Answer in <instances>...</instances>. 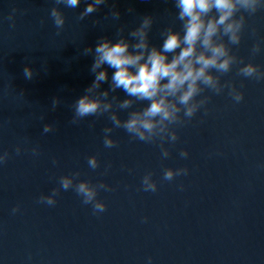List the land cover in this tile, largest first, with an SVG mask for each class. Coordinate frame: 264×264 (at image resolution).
Instances as JSON below:
<instances>
[{"label": "water", "instance_id": "obj_1", "mask_svg": "<svg viewBox=\"0 0 264 264\" xmlns=\"http://www.w3.org/2000/svg\"><path fill=\"white\" fill-rule=\"evenodd\" d=\"M85 2L57 5L65 17L57 33L49 16L54 0H0V152L8 153L0 163V264H145L149 256L152 264H264V79L244 78L233 65L221 80H232L243 99L234 103L227 90L202 93L209 97L203 109L173 126L174 144L164 141L167 158L158 138L140 141L122 128L113 127L116 144L106 148L107 113L71 122L75 99L93 79L92 54L83 49L100 36L115 37L118 27L126 36L145 14L153 16L149 42L159 46L161 29H178L180 22L172 0H106L78 19ZM112 7L117 20L108 15ZM254 40L261 51L250 55ZM230 47L264 69V9L246 16L240 44ZM102 67L110 78L112 69ZM108 88L105 81L96 91ZM124 96L109 91L122 120L128 110L117 102ZM146 103L134 101L132 108ZM44 124L52 130L43 133ZM181 148L188 157L178 156ZM89 155H96V169L87 165ZM165 167H186L188 174L163 180ZM73 171L77 179L110 186L97 193L106 205L102 213L94 214L71 188L60 189L53 206L37 202ZM146 172L155 192L140 187Z\"/></svg>", "mask_w": 264, "mask_h": 264}, {"label": "clouds", "instance_id": "obj_2", "mask_svg": "<svg viewBox=\"0 0 264 264\" xmlns=\"http://www.w3.org/2000/svg\"><path fill=\"white\" fill-rule=\"evenodd\" d=\"M82 0H54L49 10V16L56 26L57 33L62 29L65 17L57 5L76 8ZM106 0H86L78 19L95 12ZM175 17L180 22L179 28L168 25L160 31L159 46L150 44L148 34L153 24V16L145 14L139 18L135 27L123 35V28L118 27L113 38L100 36L94 47H85L83 54H92L90 71L93 73L91 84L77 97L72 105V123H77L86 116H101L108 114L111 126L103 128V145L111 148L116 144L110 133L115 128L124 129L132 138L144 142L159 139L161 158L169 156V148L165 147L177 140L174 125L183 119H190L200 109H203L209 97L202 95L205 91L220 94L226 91L234 103L243 99V92L234 85L232 80H221V76L231 71L236 65V73L244 78L257 81L264 79V69L251 60L244 61L237 57L230 46L239 45L246 16L264 9V0H172ZM13 11H15L13 9ZM132 11V9H128ZM108 15L113 20L120 17V12L110 8ZM11 20V13L9 14ZM95 23V21H94ZM11 26V25H10ZM255 32V29H252ZM261 51V42L254 40L250 55ZM106 65L111 68L109 78ZM25 78L32 76V71L25 66ZM108 81L109 88L96 91L101 83ZM121 89L125 96L117 104L120 110H128L125 119H121L113 109L109 91ZM134 101H146L139 109L132 108ZM58 100L52 99L55 108ZM206 111V109H204ZM52 126L44 124L42 132L47 133ZM14 151L20 154L22 149L16 145ZM33 155L38 154L34 146ZM188 151L181 148L180 158L188 157ZM7 151L0 152V163L7 158ZM55 164V159L52 160ZM87 165L91 169L98 167L96 155L87 157ZM109 165H105L107 171ZM186 167H165L162 179L171 181L174 177L187 175ZM79 171L58 177L59 188L53 187L49 194H41L38 203L53 206L60 189H72L81 202L91 205L94 214L102 213L106 205L97 199L99 190L110 191L111 188L103 180L95 184L88 180L77 179ZM140 187L145 192H155L157 183L151 172H146L140 181ZM178 189L183 188L177 185ZM18 205L11 208L15 214ZM146 217H141V221ZM145 264H152V257L145 258Z\"/></svg>", "mask_w": 264, "mask_h": 264}]
</instances>
